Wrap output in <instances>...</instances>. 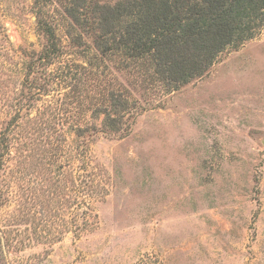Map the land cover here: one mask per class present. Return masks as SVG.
Returning a JSON list of instances; mask_svg holds the SVG:
<instances>
[{"label":"rangeland","instance_id":"obj_1","mask_svg":"<svg viewBox=\"0 0 264 264\" xmlns=\"http://www.w3.org/2000/svg\"><path fill=\"white\" fill-rule=\"evenodd\" d=\"M40 42L32 0H0V120ZM89 150L107 191L86 230L74 174H0V264H264V29Z\"/></svg>","mask_w":264,"mask_h":264},{"label":"trees","instance_id":"obj_2","mask_svg":"<svg viewBox=\"0 0 264 264\" xmlns=\"http://www.w3.org/2000/svg\"><path fill=\"white\" fill-rule=\"evenodd\" d=\"M32 15L41 42L18 57L0 174L57 173L64 186L74 174L80 231L107 191L89 138L127 136L139 114L258 36L264 0H32ZM6 192L0 185V206Z\"/></svg>","mask_w":264,"mask_h":264}]
</instances>
